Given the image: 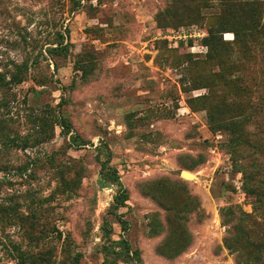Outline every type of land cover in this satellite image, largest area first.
<instances>
[{
  "label": "rangeland",
  "instance_id": "374dc122",
  "mask_svg": "<svg viewBox=\"0 0 264 264\" xmlns=\"http://www.w3.org/2000/svg\"><path fill=\"white\" fill-rule=\"evenodd\" d=\"M22 63L0 264H264V0H0V74Z\"/></svg>",
  "mask_w": 264,
  "mask_h": 264
},
{
  "label": "trees",
  "instance_id": "16d2710c",
  "mask_svg": "<svg viewBox=\"0 0 264 264\" xmlns=\"http://www.w3.org/2000/svg\"><path fill=\"white\" fill-rule=\"evenodd\" d=\"M227 32V31H226ZM235 39L237 38V33H234ZM28 64L27 63H22L20 65H16L14 64V73L11 75L9 80H6L5 77H3L2 74H0V90H5V89H10L11 87H13V85H18L21 84L23 81H25V75L28 72ZM56 120V121H55ZM56 122H58L60 124V126L62 127V129L64 130L66 135H69V133L71 132V128L70 126L64 122V120L61 119H54L52 118L50 121V126H51V131H53L54 126L56 125ZM37 124V128L36 131L37 133H41L45 128H46V123H44L41 119H36L34 121V124ZM35 127V125H34ZM42 134V133H41ZM53 137L52 134L48 135L46 137V140H50ZM37 138V136L35 137ZM71 141L73 143H76V136H71ZM29 140H33L29 139ZM44 140V139H43ZM36 142L39 143V141ZM33 141H29L30 146H33L34 144H38ZM108 172H106L105 174H107ZM116 174V173H114ZM105 176V175H103ZM113 182L116 181V179H111ZM244 189L245 192L249 195L255 196L257 198L262 197L263 192H264V181L261 179V177L257 174V173H253L252 171H244ZM126 197H121L120 200H117V202H119V204H124V202L126 201ZM232 216H234V212L231 213ZM241 217L238 218V221L236 223H238L237 227H234L235 232L238 233V236H241V233L243 231V226L245 220L247 219L248 215H245L244 213H240Z\"/></svg>",
  "mask_w": 264,
  "mask_h": 264
},
{
  "label": "water",
  "instance_id": "95a60500",
  "mask_svg": "<svg viewBox=\"0 0 264 264\" xmlns=\"http://www.w3.org/2000/svg\"><path fill=\"white\" fill-rule=\"evenodd\" d=\"M180 176L184 179H191L194 178V175L188 171H183Z\"/></svg>",
  "mask_w": 264,
  "mask_h": 264
},
{
  "label": "built area",
  "instance_id": "2783aa9c",
  "mask_svg": "<svg viewBox=\"0 0 264 264\" xmlns=\"http://www.w3.org/2000/svg\"><path fill=\"white\" fill-rule=\"evenodd\" d=\"M187 36H189V37H191L192 35L190 34V33H183V37L185 38V37H187ZM172 38H174V39H176V38H181V36H173Z\"/></svg>",
  "mask_w": 264,
  "mask_h": 264
}]
</instances>
